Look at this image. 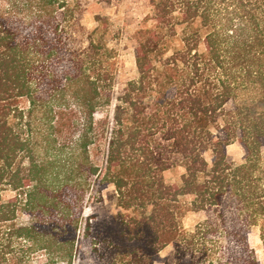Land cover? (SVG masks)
Instances as JSON below:
<instances>
[{
    "label": "trees",
    "instance_id": "16d2710c",
    "mask_svg": "<svg viewBox=\"0 0 264 264\" xmlns=\"http://www.w3.org/2000/svg\"><path fill=\"white\" fill-rule=\"evenodd\" d=\"M147 1L120 83L83 0H0V264H264V0Z\"/></svg>",
    "mask_w": 264,
    "mask_h": 264
},
{
    "label": "rangeland",
    "instance_id": "374dc122",
    "mask_svg": "<svg viewBox=\"0 0 264 264\" xmlns=\"http://www.w3.org/2000/svg\"><path fill=\"white\" fill-rule=\"evenodd\" d=\"M85 6L84 24L90 30L98 26L97 17L108 20L106 39L117 50L119 66L118 79L120 83L127 82L137 76L134 51L136 47L135 34L145 27L152 25L150 17L152 9L147 0H113L106 4L101 0H83ZM228 154L235 164H240L244 151L238 143L228 147ZM207 157H209L207 155ZM185 170L181 166H175L164 173V178L169 185H178ZM106 193V192H105ZM191 197L182 198L191 201ZM106 207L114 209V203L107 201ZM201 212L186 211L181 219L182 225L187 230H192L203 219ZM250 243L256 251L260 262L264 263V247L260 239L259 228H254L250 234ZM171 251L167 248L162 252L166 255Z\"/></svg>",
    "mask_w": 264,
    "mask_h": 264
}]
</instances>
